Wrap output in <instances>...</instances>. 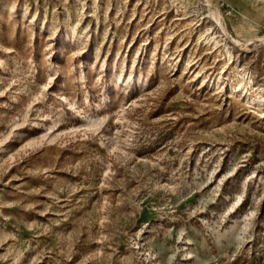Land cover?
I'll return each instance as SVG.
<instances>
[{"label": "rangeland", "instance_id": "rangeland-1", "mask_svg": "<svg viewBox=\"0 0 264 264\" xmlns=\"http://www.w3.org/2000/svg\"><path fill=\"white\" fill-rule=\"evenodd\" d=\"M0 264H264V0H0Z\"/></svg>", "mask_w": 264, "mask_h": 264}, {"label": "bare ground", "instance_id": "bare-ground-1", "mask_svg": "<svg viewBox=\"0 0 264 264\" xmlns=\"http://www.w3.org/2000/svg\"><path fill=\"white\" fill-rule=\"evenodd\" d=\"M223 28H224L225 31H227L224 26H223ZM227 34H229V32H227Z\"/></svg>", "mask_w": 264, "mask_h": 264}]
</instances>
